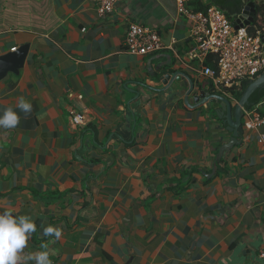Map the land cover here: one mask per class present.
<instances>
[{"label":"crops","instance_id":"0c3cea01","mask_svg":"<svg viewBox=\"0 0 264 264\" xmlns=\"http://www.w3.org/2000/svg\"><path fill=\"white\" fill-rule=\"evenodd\" d=\"M133 23L166 47L129 52ZM190 35L176 0H0V56L27 47L0 79V264H264V99L239 135L187 102H238Z\"/></svg>","mask_w":264,"mask_h":264},{"label":"built area","instance_id":"2783aa9c","mask_svg":"<svg viewBox=\"0 0 264 264\" xmlns=\"http://www.w3.org/2000/svg\"><path fill=\"white\" fill-rule=\"evenodd\" d=\"M101 16L112 12L115 6L127 0H92ZM178 11L191 23L193 45L187 58L197 61L202 75L210 78L215 88L232 94L246 81H253L264 73V0H244L240 13L229 17L223 9L213 3L206 10L195 11L189 6L190 0H176ZM249 2L256 5L254 21L237 28L234 22L241 18ZM127 50L135 54H147L164 49L158 31L138 24H131L125 38ZM212 63H208V59ZM75 125H83L85 116L76 113L72 116ZM264 122L257 114L248 121V126ZM264 258V251L261 252Z\"/></svg>","mask_w":264,"mask_h":264},{"label":"water","instance_id":"95a60500","mask_svg":"<svg viewBox=\"0 0 264 264\" xmlns=\"http://www.w3.org/2000/svg\"><path fill=\"white\" fill-rule=\"evenodd\" d=\"M256 14V5L254 2H249L243 11V15L241 18L237 19L234 22V25L239 28L240 25H243L241 22L242 19H244L245 24L249 25L254 21V17ZM27 47L20 50L18 53H10L4 56H0V79L4 76L6 71L8 70H14L15 66L18 64L19 66L23 63L25 53H26ZM169 77V76H168ZM264 88V73H262L260 76H258L256 79L251 81L244 91L243 95L241 96L240 100H238L235 107H233L231 101L224 96L218 95V94H211L209 92H206L205 90H196L195 84L191 82L190 89L187 94L186 101H190V96H192L193 104L201 106L207 102H209L213 97H216L217 100L222 101L225 103L226 110H225V117L229 123V125L232 127L234 132L239 135L244 132V126H243V118H244V111L245 109L250 105V98L251 96L259 89ZM213 101V100H211Z\"/></svg>","mask_w":264,"mask_h":264},{"label":"trees","instance_id":"16d2710c","mask_svg":"<svg viewBox=\"0 0 264 264\" xmlns=\"http://www.w3.org/2000/svg\"><path fill=\"white\" fill-rule=\"evenodd\" d=\"M205 1L206 0H190L189 6L195 11L206 10L209 4H207ZM208 1L209 3L216 4L221 9H223L229 17H234L236 14L240 13L244 5V0H208ZM208 61L209 63H212L211 58H209ZM250 82L251 81L244 82L239 90L234 91L235 99L240 100L241 96L243 95L244 91L246 90ZM263 99H264V88L257 90L251 96L250 105L246 109L247 110L251 109L254 105L258 104Z\"/></svg>","mask_w":264,"mask_h":264}]
</instances>
